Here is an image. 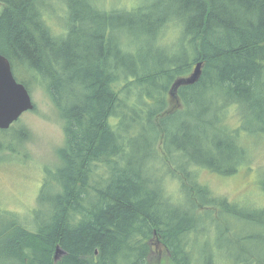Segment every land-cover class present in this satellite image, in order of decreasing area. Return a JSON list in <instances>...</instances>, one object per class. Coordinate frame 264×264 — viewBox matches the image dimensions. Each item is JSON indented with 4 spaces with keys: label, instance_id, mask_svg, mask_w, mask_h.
<instances>
[{
    "label": "trees",
    "instance_id": "1",
    "mask_svg": "<svg viewBox=\"0 0 264 264\" xmlns=\"http://www.w3.org/2000/svg\"><path fill=\"white\" fill-rule=\"evenodd\" d=\"M0 53L63 131L30 216L2 213L0 264H264V204L200 179L234 175L251 160L244 135L264 137V0H0ZM17 122L1 130L27 156Z\"/></svg>",
    "mask_w": 264,
    "mask_h": 264
},
{
    "label": "rangeland",
    "instance_id": "2",
    "mask_svg": "<svg viewBox=\"0 0 264 264\" xmlns=\"http://www.w3.org/2000/svg\"><path fill=\"white\" fill-rule=\"evenodd\" d=\"M136 1L102 0L104 6L116 8L130 7ZM140 1L138 0V3ZM55 4L51 8L55 13L49 15V22L55 31H60L61 23L57 15L61 13V9L57 5H61ZM30 94L35 108L23 113L17 122V125H24L31 131V138L24 145L27 156L21 151V138L18 133L14 132V129L8 131L0 129V147H2L0 148V221L3 219L2 213L5 210H13L21 218L30 216V212L36 206V197L44 177V166L53 167L57 159L56 148L63 143L60 119L46 93L39 86L34 85ZM174 104L175 102L172 101L170 106H176ZM178 107L182 108L183 105L180 103ZM228 109L229 115L226 119L230 127H236L239 122L240 128L245 113L244 108L235 104ZM242 131L245 132V130ZM257 138L248 134L244 135L243 139L249 147L251 160L234 175L223 176L207 169H201L200 179L210 186L215 195L225 196L230 201L235 200L238 205H243L242 203L246 201L253 204H264V193L259 185V180L263 178L262 171H264V137ZM6 146H10L15 151L6 150L4 148ZM217 212L212 213L213 218ZM220 218L221 222L227 217L220 215ZM228 220L231 219L228 218ZM211 229L214 230V225ZM209 233L212 234V232L207 234ZM241 241L244 240L241 239ZM202 242L199 238L197 239V244ZM156 248L163 249L159 245Z\"/></svg>",
    "mask_w": 264,
    "mask_h": 264
},
{
    "label": "water",
    "instance_id": "3",
    "mask_svg": "<svg viewBox=\"0 0 264 264\" xmlns=\"http://www.w3.org/2000/svg\"><path fill=\"white\" fill-rule=\"evenodd\" d=\"M201 63L195 64L194 71L189 77L176 80L170 90L172 98L176 97L175 92L181 84L195 82L201 73ZM35 108L30 91L16 79L12 71L11 63L5 55L0 53V129H8L17 122L23 113ZM64 253L57 246L55 250V261Z\"/></svg>",
    "mask_w": 264,
    "mask_h": 264
}]
</instances>
